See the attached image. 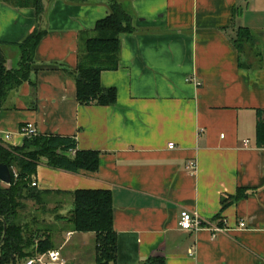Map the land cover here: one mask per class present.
Segmentation results:
<instances>
[{
  "label": "crops",
  "instance_id": "1",
  "mask_svg": "<svg viewBox=\"0 0 264 264\" xmlns=\"http://www.w3.org/2000/svg\"><path fill=\"white\" fill-rule=\"evenodd\" d=\"M43 1L41 22L34 8L0 1L9 68L21 60L14 44L46 31L29 79L0 108V137L10 133L7 145L22 146V129L33 123L40 134L74 136L79 150L98 151L99 168L71 172L42 159L36 188L60 191L63 212L73 199L61 191L110 190L116 264L157 255L165 264H264V0H120L135 30L120 35L119 68L101 72L102 86L117 89L109 106L81 104L74 73L81 38L109 15V0ZM233 23L255 38L242 50L228 35ZM192 161L196 171L187 168ZM239 189L246 196L237 198ZM183 211L198 213L204 227L182 230ZM78 233L60 234L61 257Z\"/></svg>",
  "mask_w": 264,
  "mask_h": 264
},
{
  "label": "trees",
  "instance_id": "2",
  "mask_svg": "<svg viewBox=\"0 0 264 264\" xmlns=\"http://www.w3.org/2000/svg\"><path fill=\"white\" fill-rule=\"evenodd\" d=\"M0 1L14 7L34 8L38 21L44 18L43 0ZM109 5V15L97 22L91 36L81 38L74 71L81 104L109 106L117 101V89L103 87L100 75L102 71L119 68L120 35L133 32L135 26L127 2L109 0ZM231 29L228 35L239 50L244 42L255 39L248 27L233 23ZM45 35L46 31L37 27L22 42L14 44L21 49L16 68L8 67L3 50L5 43L0 41V108L12 90L29 79L37 47ZM258 116L257 140L264 145V109L258 111ZM42 159L54 168L71 172L94 173L99 168V152L79 150L74 136L39 133L26 137L22 146L0 141V163L6 164L12 174L9 184L0 181V264H25L30 257L58 249V235L70 230L95 233L96 264H116L118 243L111 191H61L73 199L72 208L63 212L66 203L55 197L60 191L40 190L32 185ZM244 196L246 193L239 189L237 198ZM227 204L223 199V208ZM146 264H165V258L157 255Z\"/></svg>",
  "mask_w": 264,
  "mask_h": 264
},
{
  "label": "built area",
  "instance_id": "3",
  "mask_svg": "<svg viewBox=\"0 0 264 264\" xmlns=\"http://www.w3.org/2000/svg\"><path fill=\"white\" fill-rule=\"evenodd\" d=\"M189 81L195 80V78H189ZM23 134L25 137H32L34 135L39 134L35 124L33 123H28L26 124L23 129H22ZM11 139V134L6 133L4 137H0V141L4 144H8ZM170 148H174V144L169 145ZM72 153H75V150L72 151ZM187 168L192 171H196L197 169V162L192 161L188 164ZM33 186H37V183L35 180L32 182ZM180 228L184 231L187 232H197L201 230L203 226V219L198 215V213H193L191 211H183L181 213V218L179 222ZM241 227H244L245 224L241 223ZM211 231L214 233L222 232L224 231L223 227H217V226H212ZM25 264H64V262L61 261V253L59 250H50L48 253L43 254V255H37L35 257H30L26 260Z\"/></svg>",
  "mask_w": 264,
  "mask_h": 264
},
{
  "label": "rangeland",
  "instance_id": "4",
  "mask_svg": "<svg viewBox=\"0 0 264 264\" xmlns=\"http://www.w3.org/2000/svg\"><path fill=\"white\" fill-rule=\"evenodd\" d=\"M67 239L64 235L63 240ZM61 235H58V246L61 245ZM95 238L92 233H78L67 241H64L61 247V261L66 264H96L95 263Z\"/></svg>",
  "mask_w": 264,
  "mask_h": 264
},
{
  "label": "water",
  "instance_id": "5",
  "mask_svg": "<svg viewBox=\"0 0 264 264\" xmlns=\"http://www.w3.org/2000/svg\"><path fill=\"white\" fill-rule=\"evenodd\" d=\"M12 180V174L10 168L3 163H0V181L9 184Z\"/></svg>",
  "mask_w": 264,
  "mask_h": 264
}]
</instances>
